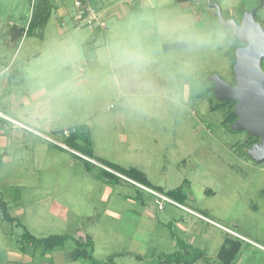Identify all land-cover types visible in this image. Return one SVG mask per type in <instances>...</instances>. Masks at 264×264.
Instances as JSON below:
<instances>
[{"label": "rangeland", "instance_id": "rangeland-1", "mask_svg": "<svg viewBox=\"0 0 264 264\" xmlns=\"http://www.w3.org/2000/svg\"><path fill=\"white\" fill-rule=\"evenodd\" d=\"M60 2L72 14V2ZM211 2L237 24L259 7L264 29V0ZM97 3L104 28H77L67 16L60 34L55 10L0 0V117L9 122L0 123L7 142L0 198L9 210L21 209L15 223L0 216V264H51L40 246L22 244L25 230L39 239L65 235L69 250L91 240L89 259L65 263L55 251L52 264H156L194 250L203 256L193 264H222L217 254L227 238L243 244L240 264H264V161L242 153L258 141L227 125L228 105L210 82L218 75L233 85L240 43L207 0ZM123 7L129 10L119 15ZM30 25L32 36L25 35ZM12 26L24 29L17 42L10 41ZM66 73L77 75L75 85L58 84ZM73 127L99 158L138 169L165 198L182 189L185 205L169 198L157 205L145 192L142 204L130 184L103 185L64 144ZM177 238L190 247L180 248ZM23 250L26 261L17 260Z\"/></svg>", "mask_w": 264, "mask_h": 264}, {"label": "water", "instance_id": "water-1", "mask_svg": "<svg viewBox=\"0 0 264 264\" xmlns=\"http://www.w3.org/2000/svg\"><path fill=\"white\" fill-rule=\"evenodd\" d=\"M212 8L216 9L219 25L230 30L233 37L245 45L234 52V85L226 84L218 75H211L214 97L219 102L236 103L234 113L237 118L230 128L259 139L258 143L251 145L247 155L261 163L264 161V29L256 19L259 7L244 13L239 24L224 19L219 5L214 4Z\"/></svg>", "mask_w": 264, "mask_h": 264}, {"label": "trees", "instance_id": "trees-1", "mask_svg": "<svg viewBox=\"0 0 264 264\" xmlns=\"http://www.w3.org/2000/svg\"><path fill=\"white\" fill-rule=\"evenodd\" d=\"M179 2L181 1H194V0H177ZM41 6L42 5V10L40 9V7H37V11L38 9H40L41 12H45L47 13L45 10V5L49 4V0H39L37 1L36 4H38ZM48 9V8H47ZM36 13L40 16H42L43 13L40 14V12ZM43 19V17L41 18ZM44 20V19H43ZM45 22L42 23L41 25H39L38 27H41L40 29L43 30L44 26H45ZM33 25V24H32ZM11 33V40L12 42H17L18 39L23 35L24 29L20 28L18 26H12L10 29ZM32 27L31 25L28 27L27 31L25 32V35H32L33 34ZM235 39V38H234ZM11 77H14V74H10ZM219 102V101H218ZM221 103V102H220ZM225 104L228 105V112H227V116H226V123L232 124V122L237 118L235 113H234V109L232 108L233 106H235V102H223ZM233 105V106H232ZM0 123L2 126H7L6 124H9V122H7V120H5L4 118L0 117ZM226 125V127H227ZM231 126V125H230ZM229 126V127H230ZM228 127V128H229ZM230 129V128H229ZM64 144L68 147H70L72 150L81 153L85 156H91V152L92 150L90 149V139H88L87 136H85V134L83 133V131L79 130L78 128H71L69 130V135L64 137L63 139ZM249 141L251 143H255L257 141H259V139L254 138V137H249ZM245 156H247L249 159H251L248 155H247V151H243L242 152ZM3 156V154H0V159ZM252 160V159H251ZM87 162V161H85ZM1 163V161H0ZM88 164V162L86 163ZM112 168L114 170H116L118 172L119 175L121 176H117L116 174H108L109 177L114 180V181H121L123 180L125 183L130 184L131 186H133L136 191H135V197L136 199H138L142 204H143V200H142V192L147 193L148 195L152 196L153 199H155V196L149 192H146L145 190H142L140 188H138L137 186L133 185V183L131 184L128 180L133 181L135 183H138L158 194L163 195V193H161V188L156 187L155 185H153L152 183H150L149 180H147L146 176H144L143 174H141L138 171L135 170H125L122 169L120 167H116V166H112ZM122 181V182H123ZM165 194L167 196V198L172 199V201L174 202L173 204H178V205H185V201H186V197L185 194L183 192L182 189H179L177 191H165ZM0 212L2 214L3 220H6L10 223H15L16 219L11 217L8 208H7V204L4 200H2L0 198ZM19 224V223H18ZM174 236V235H173ZM22 240L28 245H31L32 247H41V254H47V253H53L54 251H59V250H63L65 249V242L69 240V238L65 235H51L49 237H45V238H36L33 235H31L27 230L24 231V233L22 234ZM177 245L182 248V249H186L188 245L184 244L183 241H181L180 239L177 238L176 241ZM241 241H239L237 238L236 239H232V238H227L224 240V243L221 245V248L217 254V258L220 260V262L222 264H232L233 261H235L236 257L238 256V254L240 253L241 250ZM73 247L76 248H88L93 251V246H92V242L91 240L86 237L84 238V241H76L73 244ZM190 247V245L188 246ZM23 249V248H21ZM203 256V252L202 251H198V250H194V252L192 253V256L190 258H187L185 256V254L182 251H176L174 253L171 254H166V255H162L160 258V260H157L156 264H193V262L195 260H197L198 258H202ZM97 264H108V263H97ZM109 264H113L112 261Z\"/></svg>", "mask_w": 264, "mask_h": 264}, {"label": "crops", "instance_id": "crops-1", "mask_svg": "<svg viewBox=\"0 0 264 264\" xmlns=\"http://www.w3.org/2000/svg\"><path fill=\"white\" fill-rule=\"evenodd\" d=\"M37 1H39V0H36V2H35V4L37 3ZM56 1H58V3L56 2ZM133 1H138V0H133ZM49 4L48 5H45V8L47 9H49L50 11H51V9H53V10H55L56 12H57V16H56V18L54 17V21H56L55 23L57 24V26H56V28H57V30H58V32L60 33V34H62L63 33V31H62V29H61V27H63V25H64V23L62 22V20L65 18V17H67L68 16V18H69V16H70V12H69V15H67L68 14V11H67V9L66 8H64L62 5H61V3L62 2H60V0H49ZM60 2V3H59ZM187 2V1H186ZM185 1H181V2H179L178 1V3L179 4H181V3H186ZM189 2H191V1H189ZM193 2V1H192ZM124 3H126V4H129V3H127L126 1L124 2ZM141 2H139V3H137V5H135L134 7H136V6H138L139 4H140ZM149 3V2H148ZM34 4V5H35ZM40 7V8H42V5L40 6L39 5V3L38 4H36V7H38V6ZM131 6H133V5H131ZM34 7V6H33ZM32 7V8H33ZM141 6L139 5V8H140ZM121 8V7H120ZM132 8V7H131ZM43 9V8H42ZM128 10H129V8L128 7H123V9H122V11H119V15L120 14H125V13H127L128 12ZM122 17V16H121ZM51 19V18H50ZM49 21V20H48ZM48 21L47 22H45V26H44V28L47 26V23H48ZM62 24V25H61ZM43 28V29H44ZM92 31V30H91ZM107 31V30H106ZM37 32V31H36ZM35 33V32H34ZM33 33V34H34ZM40 33H42L43 34V31H41V32H39V29H38V34H40ZM29 36H32V35H29ZM103 43H104V41H103ZM104 44H108V41L107 42H105ZM85 65H86V63H85ZM67 74V78L65 79H62V80H60L59 82H58V84L59 83H62V84H64V83H70V84H72V81L74 82L73 84L75 85V83L77 82V80H76V76L77 75H74V76H72L71 74H69V73H66ZM42 95V92H40V93H38L37 95H35V96H33V99H35V98H37L38 96L40 97ZM9 106H10V104H9ZM9 109H10V107H9ZM18 110V109H17ZM25 126L27 127H29V125H27V124H25ZM4 127H6V126H4ZM7 128V127H6ZM0 130H1V128H0ZM91 141H92V139H91ZM7 147V142L5 141V138L4 137H2L1 136V134H0V149H2V151H0V154H3V156L2 157H4L7 153H6V151H4L5 150V148ZM76 152V151H75ZM78 155H81L80 153H78V152H76ZM76 157H78L79 159H81L82 161H83V165H84V168H85V170H86V172L88 173V174H90V175H92L95 179H97V180H99L103 185H111L112 184V182H115V183H117V184H123V183H125L123 180H121V181H114V180H112L110 177H109V175L108 174H112L111 172H109L110 170L109 169H107V168H110V169H112L113 171H115V172H117L116 170H114L113 168H112V166H116V167H120V168H122V169H125V170H135V171H138V172H140L138 169H136V168H133V167H123V166H121V165H118V164H115V163H113V162H109V161H107V160H103L102 158H99V156H97L95 153H94V151H92L91 152V156L89 157V156H86V157H88L89 159H91V161L92 162H88V164H86L87 162H85V160L84 159H82V158H80L79 156H77L76 154H74ZM0 161H1V159H0ZM96 169H98L99 170V174H96L95 175V171H96ZM141 173V172H140ZM115 174H117V175H119L118 174V172L117 173H115ZM142 174V173H141ZM119 176H121V175H119ZM123 181V182H122ZM125 184H127V183H125ZM136 198V197H135ZM7 204V203H6ZM7 206H8V204H7ZM8 210H9V208H8ZM19 210H21L20 208H17V209H15L14 211H11V210H9L10 212H12V214L13 215H11V213H10V215H11V217H13ZM55 211H57L56 209H55ZM0 216H1V218L3 219V217H2V214H1V212H0ZM203 216V215H202ZM13 218H15L16 219V217H13ZM77 231H75L74 232V235H76L75 233H76ZM86 238V237H85ZM246 238V237H245ZM246 240V239H245ZM79 241H84V239H80ZM244 242H246V241H244ZM246 243H248V244H250L249 242H246ZM22 244L23 245H27L24 241H22ZM243 245V244H242ZM251 245V244H250ZM259 247V249L260 250H262V251H264V247H262V246H258ZM257 247V248H258ZM241 248H242V246H241ZM90 250V249H89ZM85 251H88V249L87 248H76V247H74L73 249H71V250H69L68 248H65V249H63V250H59V252H61V253H63L62 254V257H63V262H65V261H67V262H71V260H78L80 257H82V256H84L85 258H87L88 257V255H87V253L85 252ZM55 252V251H54ZM53 252V253H54ZM53 253H47V254H41L42 256H43V259H45V260H49V262L52 264V254ZM13 255V254H12ZM23 255H25V253H24V250H23V252H21V256H16V258H17V260H20V261H26V259L23 257ZM243 257H244V254L241 252V250H240V253L238 254V256L236 257V259H235V261H233L232 262V264H240L241 262H242V259H243ZM88 259H89V257H88ZM66 263V262H65Z\"/></svg>", "mask_w": 264, "mask_h": 264}, {"label": "built area", "instance_id": "built-area-1", "mask_svg": "<svg viewBox=\"0 0 264 264\" xmlns=\"http://www.w3.org/2000/svg\"><path fill=\"white\" fill-rule=\"evenodd\" d=\"M31 8L34 6L36 0H29ZM72 2V14H70L69 18L73 22V26L77 28H104L105 27V20H106V13L101 10L99 7L97 0H70ZM11 122V121H10ZM66 136L69 133H65ZM135 186L138 188L145 190L155 196V202L158 205L164 199L167 202V198L163 195H160L138 183L131 181ZM162 201V202H163ZM169 202V201H168ZM171 203V201H170ZM159 207V206H158Z\"/></svg>", "mask_w": 264, "mask_h": 264}, {"label": "flooded vegetation", "instance_id": "flooded-vegetation-1", "mask_svg": "<svg viewBox=\"0 0 264 264\" xmlns=\"http://www.w3.org/2000/svg\"><path fill=\"white\" fill-rule=\"evenodd\" d=\"M207 4L209 5V7L210 8H212V5H214V4H217V3H212L211 2V0H207ZM206 4V5H207ZM218 5V4H217ZM212 9H214V8H212ZM215 10V9H214ZM256 16H257V13H256ZM230 19V18H229ZM256 19H257V21H259L258 20V18L256 17ZM233 20V19H232ZM241 21V20H240ZM230 31V30H229ZM230 33H231V31H230ZM233 36V35H232ZM237 41V40H236ZM245 45L244 44H242V43H240V47L239 48H241V47H244ZM234 61H235V59H234ZM264 61V60H263ZM262 65H263V62H262ZM211 82V81H210ZM212 83V82H211ZM212 85H213V83H212ZM233 85H234V83H233ZM259 142V141H258Z\"/></svg>", "mask_w": 264, "mask_h": 264}, {"label": "clouds", "instance_id": "clouds-1", "mask_svg": "<svg viewBox=\"0 0 264 264\" xmlns=\"http://www.w3.org/2000/svg\"><path fill=\"white\" fill-rule=\"evenodd\" d=\"M72 153L73 154H76L77 156H79L80 158L84 159L85 161H88V162H92L91 159H89L88 157H86L85 155L81 154V155H78L74 150H72ZM117 175V174H116ZM118 176V175H117ZM129 182H131L130 180H128ZM132 183V182H131Z\"/></svg>", "mask_w": 264, "mask_h": 264}]
</instances>
